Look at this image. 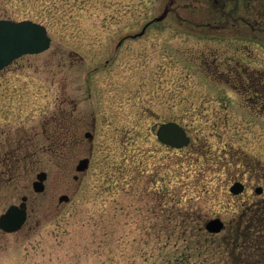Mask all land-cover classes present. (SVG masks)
<instances>
[{"label": "rangeland", "instance_id": "374dc122", "mask_svg": "<svg viewBox=\"0 0 264 264\" xmlns=\"http://www.w3.org/2000/svg\"><path fill=\"white\" fill-rule=\"evenodd\" d=\"M212 2L0 0V20L39 23L52 39L0 74V131L15 141L0 215L28 198L24 227L0 231V264H264V247L245 239L264 230L244 229L264 198V22L245 8L264 0L237 1L236 23ZM170 121L190 146L159 142ZM217 218L225 229L209 234Z\"/></svg>", "mask_w": 264, "mask_h": 264}, {"label": "water", "instance_id": "95a60500", "mask_svg": "<svg viewBox=\"0 0 264 264\" xmlns=\"http://www.w3.org/2000/svg\"><path fill=\"white\" fill-rule=\"evenodd\" d=\"M168 14V10L157 17L154 22L163 21ZM146 25L142 32L134 37L142 36L147 27ZM51 38L48 35L47 28L39 23L25 20H0V74L9 67L13 62L26 55H38L50 49ZM86 138L93 140L91 133H86ZM158 140L171 148L182 149L190 144V137H188L185 129L178 123L168 122L162 124L157 131ZM90 159H82L77 167L78 173H84L89 169ZM47 173L40 172L36 176V181L33 182V190L40 194L45 191V181L47 180ZM78 177L76 176L75 179ZM244 191V185L235 183L231 188V193L240 195ZM261 192L258 188L257 193ZM70 198L67 195L60 197L59 202H69ZM27 221V197H23L19 205L10 206L6 213L0 216V229L6 233H15L22 229ZM225 228L224 222L220 219L210 220L205 229L210 234H218Z\"/></svg>", "mask_w": 264, "mask_h": 264}, {"label": "trees", "instance_id": "16d2710c", "mask_svg": "<svg viewBox=\"0 0 264 264\" xmlns=\"http://www.w3.org/2000/svg\"><path fill=\"white\" fill-rule=\"evenodd\" d=\"M230 1V3H234V2H236V5H234V8L233 9H231V10H229V11H227L226 10V7L225 8H223V9H219L213 2H212V4H211V7L215 10V12H216V14L217 15H220L221 17H226L227 18V22H231L232 20H233V18H236L237 19V17L235 16L237 13H238V10H239V5H238V3H237V0H227L226 1V3L227 2H229ZM238 1H240V0H238ZM245 2V1H244ZM250 5V4H249ZM226 10V11H225ZM245 10H246V13L248 14V16H249V13L250 14H253V15H260V17H259V19H260V22H261V19H262V21L264 22V8H261V6H253V5H250V6H248V7H246L245 8ZM248 10V11H247ZM249 12V13H248ZM240 21H244V20H240ZM248 22H250V20H247ZM257 21H259L258 19H257ZM233 22V21H232ZM234 23V22H233ZM252 28H256L257 26L255 25V24H253L252 22H250V23H248ZM262 26H264V25H262ZM255 89H258V86H256L255 87ZM259 93V92H258ZM259 211L260 210H252L251 212H250V216L252 217V219L248 222V224L249 225H247V227L246 228H244V229H246V231H249L250 232V229L253 227V225L255 224V225H257L258 226V229L260 230V228H261V230L263 229L264 230V225H262L261 226V219L260 218H258V216H259ZM256 219V220H255ZM255 221V222H254ZM256 226V227H257ZM261 226V227H260ZM252 232H253V230H252ZM254 233V232H253ZM261 234L262 233H260V232H258L257 231V233H255V234H253V235H249V236H247V235H245V239H247V238H249V237H251V243L253 244V246H254V251L257 249V247H259V248H262V247H264V236H261ZM186 237V236H185ZM240 241V240H239ZM189 247V246H188ZM250 253V252H249ZM255 253V252H254ZM262 256L264 257V254H262ZM245 257H250V258H252L250 255H245L244 254V256L242 257V259H243V261L240 263V264H257L258 262L257 261H254V262H250L249 260L248 261H245L244 259H245ZM178 262V261H177ZM239 264V263H238Z\"/></svg>", "mask_w": 264, "mask_h": 264}, {"label": "flooded vegetation", "instance_id": "af4514ba", "mask_svg": "<svg viewBox=\"0 0 264 264\" xmlns=\"http://www.w3.org/2000/svg\"><path fill=\"white\" fill-rule=\"evenodd\" d=\"M226 1L227 0H213V3L218 7V8H224L227 4H226ZM238 1V0H237ZM238 20H241V19H236V18H233V22H237ZM234 25V24H233ZM211 27V26H210ZM214 27V28H213ZM211 29H213V30H218V29H215V26H212L211 27ZM258 93V92H257ZM260 93V92H259ZM257 95V97L259 98V97H262L261 98V105L262 106H264V96H260V94H256ZM5 131H0V164L3 162V161H8L9 159L11 160L12 159V157L14 156L13 154H14V146H15V141H14V139H12L11 137H7V138H5ZM188 133V132H187ZM189 135V134H188ZM4 136V138H5V142L4 141H2V137ZM191 138V137H190ZM90 140V139H89ZM191 140V139H190ZM190 144H191V141H190ZM190 144L188 145V146H190ZM5 145V149H7L8 150V152H5V149H3V146ZM165 147H167V148H170V149H172V150H177V149H173V148H171V147H168V146H166V145H164ZM3 150V151H2ZM181 150V149H180ZM10 151V152H9ZM9 160V161H10ZM78 179V178H77ZM36 180V179H35ZM235 183H241V184H243L244 185V191H243V193L245 192V190H246V184H244L243 182H241V181H236ZM258 188H261V192L260 193H257V190H258ZM255 192H256V194L258 195V196H261V195H263L264 194V189L262 188V187H257L256 189H255ZM243 193H241L240 195H242ZM240 195H238V196H240ZM254 206H255V208H254V210H261L262 208H264V198H263V200H261V201H259V202H256L255 204H254ZM28 211V210H27Z\"/></svg>", "mask_w": 264, "mask_h": 264}]
</instances>
